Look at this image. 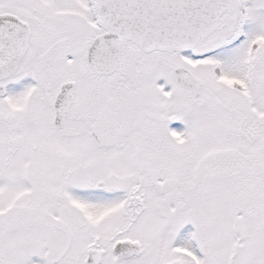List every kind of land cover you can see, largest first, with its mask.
I'll return each instance as SVG.
<instances>
[{
  "label": "snow or ice",
  "instance_id": "snow-or-ice-1",
  "mask_svg": "<svg viewBox=\"0 0 264 264\" xmlns=\"http://www.w3.org/2000/svg\"><path fill=\"white\" fill-rule=\"evenodd\" d=\"M0 264H264V0H0Z\"/></svg>",
  "mask_w": 264,
  "mask_h": 264
}]
</instances>
